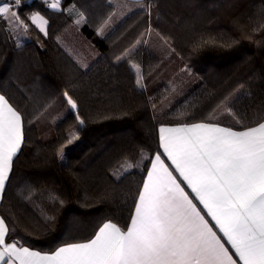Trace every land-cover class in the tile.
I'll use <instances>...</instances> for the list:
<instances>
[{
	"label": "snow or ice",
	"instance_id": "6c2138e0",
	"mask_svg": "<svg viewBox=\"0 0 264 264\" xmlns=\"http://www.w3.org/2000/svg\"><path fill=\"white\" fill-rule=\"evenodd\" d=\"M159 2L108 0L107 11L92 21L96 33L104 36L131 8L138 6L147 17L144 31L116 57L129 64L141 89L147 88L144 81L149 72L136 59L140 49L151 54L144 45L155 38L166 55L175 52L170 43L173 38L151 26L154 9L159 16ZM44 8L67 11L77 25L89 22L87 0H43L39 9H33L28 0H0L3 45L11 40L10 47L22 49L34 29L48 37L50 20L43 14ZM233 23L247 27L239 17ZM248 35L264 46V9ZM55 38L60 40L58 35ZM233 43L201 34L190 40L189 54L209 47L229 48ZM5 55L0 52V60ZM29 71L28 66L17 63L7 83H0V206L7 211V215L0 214V264H264V75L248 90L250 102L243 108H237L241 97L233 95L237 88L245 87L238 81L226 91H209L192 105L193 109L206 105V115L185 112L182 115L187 119L175 122L166 120L165 105L158 109L149 97L153 122L141 124L143 136L133 138L109 164L112 184L122 183L133 170L142 176L130 193L127 216L118 218L116 213L106 212L87 236H77L70 234L77 218L65 215V236L60 238L55 235L60 213L71 197L43 178L20 177L17 170L31 142L28 134L34 116L25 111L27 104H39L41 112L52 105L40 92L21 87L22 77ZM182 71L192 74L187 64ZM170 84L172 93L182 92V81ZM13 88L26 103L15 98ZM62 98L66 108L58 109L52 119L74 116L76 121L54 142L53 157L66 165L72 150L69 146L76 147L87 118L81 115L80 98L72 86L63 90ZM133 111L122 110L121 114L132 115ZM48 163L45 157L39 166ZM73 176L79 187L82 178L78 173ZM112 184L89 199L95 203L113 200ZM25 203L39 211V220L24 216V230L35 241L18 232Z\"/></svg>",
	"mask_w": 264,
	"mask_h": 264
},
{
	"label": "trees",
	"instance_id": "16d2710c",
	"mask_svg": "<svg viewBox=\"0 0 264 264\" xmlns=\"http://www.w3.org/2000/svg\"><path fill=\"white\" fill-rule=\"evenodd\" d=\"M28 3L33 9H39L43 0H28ZM107 3L108 0H87L89 22L80 28L67 11L61 13L44 8L43 14L50 20L48 37L34 29L22 49L10 47L11 40L7 45L0 41V52H6L0 60V83H7L15 64L26 65L30 71L22 77L21 87L34 89L52 101L46 112H41L39 104H27L25 111L34 116L28 134L31 142L24 149L17 170L20 177L43 178L58 192L71 197V203L60 213L55 233L60 238L65 236V215L77 218L70 232L77 236H87L97 219L106 212H114L118 218L127 216L130 193L134 192L142 176L138 170H133L134 174L123 177L122 183L112 184L109 164L133 138L143 136L140 125L153 122V109L148 98L171 85L170 81H177L176 77L185 64L192 68V74L182 81V92H170L168 98L157 106L159 109L162 104L165 105L167 121L187 119V116L182 115L185 112L191 114L194 111L197 117L206 115V105L195 109L192 105L198 104L209 91H226L238 81L245 87L237 88L233 95L241 97L237 108H243L250 102L248 90L258 84L264 75V46L248 35V30L264 9V0H160L157 5L159 16L154 9L151 26L173 38L170 43L175 52L166 55L160 48L149 44L144 45V48H149L151 54L140 49L136 59L149 72L144 81L146 89L136 85V77L129 64L118 61L116 57L144 31L147 17L138 9L101 38L92 21L107 11ZM234 17H239L247 27L235 25ZM201 34L234 40L235 43L229 48L209 47L190 55V40ZM57 35L60 36L59 41L55 38ZM78 39L86 40L87 44L77 46ZM78 49L83 55L81 59ZM83 65L88 68L85 69ZM68 86H72L75 95L80 98L81 115L87 118V122L76 147L69 146L72 150L65 165L53 157L54 142L66 135L76 121L74 116L54 121L52 107L60 102L62 109L65 107L62 92ZM11 91L18 101L26 103L15 88ZM132 109L135 110L132 115L121 114L122 110ZM158 114L162 119L165 118L163 113ZM50 119L55 135L48 139L45 135L48 127L45 124ZM45 157L49 158V163L41 168L39 161ZM74 173L82 178L79 187L74 184ZM110 184L114 188L113 200L95 203L89 199ZM84 201H88L87 206ZM22 211L19 235L35 241L36 237L28 236L24 230V216L26 214L39 220V211L27 203L23 205ZM0 214L7 215L3 206H0Z\"/></svg>",
	"mask_w": 264,
	"mask_h": 264
},
{
	"label": "rangeland",
	"instance_id": "374dc122",
	"mask_svg": "<svg viewBox=\"0 0 264 264\" xmlns=\"http://www.w3.org/2000/svg\"><path fill=\"white\" fill-rule=\"evenodd\" d=\"M138 9H139L138 6L135 7V8H131L129 11H127V12L125 13L124 16H122V17H120L119 19H117V20L115 21L114 24H119L118 22H121V21H119V20H122L121 18H124L125 16H128L129 14H131L132 12H134V11H136V10H138ZM75 24H76V23H75ZM152 28H154V26H153ZM108 32H109V31H108ZM155 42H156V41H155V38H153V40L149 41L148 44H149V46H152V45H153L154 47H156V49H157V48H160L159 45H158V43H155ZM151 43H152V44H151ZM153 43H154V44H153ZM86 44H87V43H86ZM79 46H80V45H79ZM158 52H160V51H158ZM181 73H182V72H181ZM181 73H180V74H181ZM184 75H185V74H184ZM186 76H187V75L183 76V78H181L180 81H182ZM178 78H180V75H179L178 77H176V79H178ZM173 81H174V80H173ZM175 81H176V80H175ZM170 89H171V85H168L167 87L163 88V89L159 92V93H160L159 98L154 99V101L156 102L157 106L160 105L161 103H163V102L166 100L165 97L168 98V96H169V94H170V92H171ZM65 108H66V106H65L63 109H65ZM58 109H62V102L56 104L55 107H52V110H53V113L55 114V116H56V112H57ZM50 121H51V119L48 120L47 123L45 124V126L48 127L47 130L45 131V135H46V137H47L48 139L52 138V137L55 135L54 126H53V125H50Z\"/></svg>",
	"mask_w": 264,
	"mask_h": 264
},
{
	"label": "crops",
	"instance_id": "0c3cea01",
	"mask_svg": "<svg viewBox=\"0 0 264 264\" xmlns=\"http://www.w3.org/2000/svg\"><path fill=\"white\" fill-rule=\"evenodd\" d=\"M125 17H126V16H125ZM125 17H124V18H125ZM124 18H121V19L123 20ZM122 20H119V21H122ZM118 23L120 24V22H118ZM83 24H84V23H83ZM83 24H80V25H77V24H76V25H77V27L80 28ZM119 24H113L112 28L108 29V30L106 31V33H105L104 36H100V35H99V36H100L101 38L105 37L109 32H111V31H112L116 26H118ZM108 31H109V32H108ZM30 37H31V36H30ZM29 39H30V38H25L24 43H26L27 41H29ZM78 45H80V46H85V45H86V40H84V39H83V40L78 39V41H77V46H78ZM78 51H79V57H80V59L83 58V55H82V53L80 52L79 49H78ZM184 74H185L184 71H182V73L180 74V78H178L177 81H180V79L183 78V76H185ZM187 76H188V75H187ZM187 76H186V77H187ZM186 77H185V78H186ZM185 78H184V79H185ZM184 79H183L182 81H184ZM159 95H160V93L158 92L157 94H155L154 96H152V98H153V99H157V98H159Z\"/></svg>",
	"mask_w": 264,
	"mask_h": 264
}]
</instances>
